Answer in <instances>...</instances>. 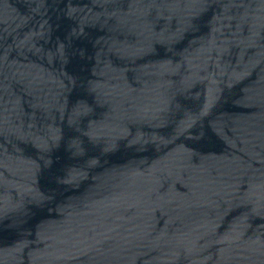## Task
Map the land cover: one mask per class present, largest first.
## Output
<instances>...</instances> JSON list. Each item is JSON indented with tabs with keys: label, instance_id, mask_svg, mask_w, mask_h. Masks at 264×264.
<instances>
[{
	"label": "water",
	"instance_id": "1",
	"mask_svg": "<svg viewBox=\"0 0 264 264\" xmlns=\"http://www.w3.org/2000/svg\"><path fill=\"white\" fill-rule=\"evenodd\" d=\"M0 264H264V0H0Z\"/></svg>",
	"mask_w": 264,
	"mask_h": 264
}]
</instances>
